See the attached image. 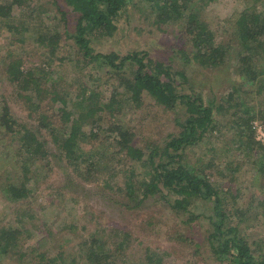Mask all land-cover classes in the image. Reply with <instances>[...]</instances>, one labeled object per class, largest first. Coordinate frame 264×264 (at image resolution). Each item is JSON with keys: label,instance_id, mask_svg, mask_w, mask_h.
<instances>
[{"label": "trees", "instance_id": "trees-1", "mask_svg": "<svg viewBox=\"0 0 264 264\" xmlns=\"http://www.w3.org/2000/svg\"><path fill=\"white\" fill-rule=\"evenodd\" d=\"M134 1L53 0L55 10L51 12V19L55 21L59 15L62 16L61 31L58 24L52 26L49 21L45 24L40 18L44 12L49 11L43 9V4L48 0H0V34L1 30L6 29L13 33L14 39L17 37L14 43H26L20 28L39 24L38 39L34 41L44 52L43 58L38 60L9 54L0 61L2 74L13 87V97L10 95L5 100L0 112V130L20 144L15 153L23 169V177L17 178L19 181L0 185V192L15 204H21L34 193V187L28 186V183L34 181L28 176L31 171L34 172L37 164H49L52 158L48 146L50 138L56 150H60L77 171H81V163L91 167V161L78 152L80 141L86 138L82 130L88 122L94 129L102 127L106 119H110L107 120L109 123L112 119L114 123L109 124L107 132L114 136L117 153L134 164L125 184L130 202L139 199V192L142 196L139 203L150 198L160 199L177 215L187 217L185 222L190 230L200 228L207 220L210 228L204 235V243L211 256L219 262L264 264V238L249 240L246 236L247 228L250 229L247 211L239 206L241 189L233 185L234 176L229 185H222L211 171L212 160L204 163L199 159V163H193L188 154L190 150L209 142L208 138L214 132L220 134L223 126L218 123V117L233 109L232 121L239 136L234 140L239 143L236 148L247 160L252 155L260 159L256 163L255 158L256 174L264 179V144L255 141L253 129V122L257 119L264 122V114L260 110L256 113L255 108L246 101L249 93L245 90L264 78V69L260 68L264 60V12L255 10L256 5L242 12L234 24V38L223 45L199 13L215 0H146L157 23L173 26L179 24L182 28V34L191 48L185 65L194 63L205 70L234 68L240 81L236 82L228 99H223L219 104L214 98L207 101L202 91L188 92L185 88L188 80L186 71L153 60L148 53L123 54L114 51L103 54L96 50L97 43L115 36L121 18L136 5ZM15 21L19 22V26L14 27ZM53 65L57 67L53 69ZM63 65H70L71 70L77 73L83 72V75H77L76 78L78 89L74 107L78 109L69 105L71 95L64 92V88L61 90V82L65 84V75H62V70L60 73L56 70ZM83 78L93 82L92 85L86 84ZM109 78L115 80L116 84L113 85L109 102L104 103L101 88L97 90L93 85L100 84L94 81L107 84ZM121 89L125 91L133 108L140 109L146 97H149L157 107L176 113L175 122L180 131L177 134L169 133L164 140L165 144L147 146V151L136 145L131 122L116 117L121 111L118 106L119 102L122 104L118 99L122 95ZM14 102L25 106L21 105L38 127L18 121L14 114ZM52 106L56 108L54 114L59 115L58 121L46 112ZM108 112L113 118L107 116ZM137 122H143V119ZM92 137L95 138L96 134L93 133ZM215 149L216 146L212 144L211 152ZM98 156L103 161V154ZM139 167L143 172L135 175ZM199 202L212 206L210 215L195 212ZM259 205L264 208V202ZM14 212L16 218L13 222L16 226H0L1 255H17L22 241L24 230L17 228V224L24 225L26 221L20 209ZM233 216L239 223L233 224ZM241 225H245V229ZM111 232L118 233L113 237L120 241L117 251L126 250L133 244L129 232L113 228ZM97 235L98 232H93L87 240L89 245L85 244L89 246L86 251L87 262L107 264L110 259L116 258L115 254L106 251V242L99 240ZM186 242L192 250L191 257L194 248V257L199 256L198 248L203 243L191 239ZM63 256L64 252H58L50 263L55 264ZM43 257L40 256L41 259ZM147 259L142 264H167L163 253H150Z\"/></svg>", "mask_w": 264, "mask_h": 264}, {"label": "rangeland", "instance_id": "rangeland-1", "mask_svg": "<svg viewBox=\"0 0 264 264\" xmlns=\"http://www.w3.org/2000/svg\"><path fill=\"white\" fill-rule=\"evenodd\" d=\"M52 2L53 0H48L46 4H43V9L46 8L49 11L44 12L40 18L45 24L48 21L52 26L58 24V29L63 31L61 15L55 21L51 19L53 16L51 12L55 10ZM134 3L136 5L130 8L118 23L119 30L115 36L97 43L96 50L103 54L114 51L123 54L148 53L153 60L165 62L173 65L177 70L186 71L188 80L185 88L188 92L202 91L207 101L214 98L219 104L223 99L227 100L236 82L240 81L234 68L205 70L194 63L185 65L191 48L179 24L177 26L159 24L155 21L154 14H151L150 5L146 0H135ZM252 6H255V10L259 13L264 12L262 11L264 0H215L199 13L208 23L217 40L224 45L234 38V24L239 15ZM18 23L15 21L14 27L19 26ZM20 32L23 33L26 43H14L17 37L14 39L12 32L6 29L1 30L0 61L9 54L35 60L43 58V49L34 41L38 39L39 24L38 26L28 25L24 29L21 27ZM170 59L172 61H169ZM260 66L264 69V60ZM52 67L55 69L57 66ZM61 70L62 75H65V84L61 82V90L64 88V92L71 95L69 105L74 107L78 89L76 78L77 75H83V72L72 71L70 65H63L56 72L60 73ZM83 81L89 86L93 83L85 78ZM94 83L101 84L99 81ZM100 84L93 86L97 90L101 88L103 102H109L116 81L109 78L107 84L103 83L101 87ZM245 90L249 93L246 101L250 102L256 113L260 110L264 114V78ZM120 92L122 95L118 99L122 104L118 101V106L121 107V111L116 117L124 118L128 123L131 122L130 128L135 133L134 142L139 147L147 151V146L149 148L156 144H165L164 140L169 133L177 134L180 131L175 122L176 113L157 107L149 97H146L140 109L133 108L125 91L121 89ZM10 95L12 98L13 87L6 81L2 74V65H0V112ZM13 104L14 114L20 123L26 122L35 128L38 127V124L28 117L22 103L14 102ZM74 108L71 110L73 111ZM46 112L54 116L57 121L59 120V115L54 114L55 107L52 106ZM233 115L234 110L231 109L219 116L218 123L223 126L221 133L214 132L210 135L211 138H208L209 142L190 150L188 154L193 163L199 159L204 163L212 160L211 171L222 185H229L230 179L234 176L233 185L241 189L242 199L239 206L247 211L246 218L250 229L247 228L246 236L249 240H255L264 238V208L259 205L260 202H264V179L256 174L255 164L260 159L252 155L251 159L247 160L246 156L236 148L239 143H235L234 140H237L239 136L232 121ZM107 116L113 118L110 112ZM130 116H133L132 121ZM181 117L182 115L179 118ZM140 119H143V122H137ZM107 120L110 119L102 122V127L94 129L88 122L82 130L86 138L85 141H80L78 152L82 153L83 158L91 161L93 164L91 167H87V163H81L82 172L77 171L62 152L56 150L50 138L48 146L52 158L49 164H37L34 172L31 171L28 176L34 181L28 183L29 188L34 187V193L24 199L25 201L21 204H15L0 192V226L5 224L16 226L13 222L16 218L14 211L18 209L26 221L24 225L17 224V228L24 230L17 255L15 253L0 254V264H51L50 260L56 258L60 251L64 252V256L56 260L55 264H88L86 251L89 246L85 244L89 245L87 240L95 231L98 232V239L106 242V251H112L115 254L116 258L110 259L107 264H142L148 261L147 256L150 253L155 252L163 253L167 264H227L215 260L205 244L204 235L210 228L207 220L200 228L190 230L185 222L187 217L177 215L160 199L150 198L139 203L142 199L139 192L137 201H129L125 184L133 171L134 164L117 153L114 136L111 132H107L109 124H113L114 121L111 119L109 123ZM253 129L255 141L264 144V122L257 119L253 122ZM93 133L96 134L95 138L92 137ZM0 141H2L0 143V185H3L22 178L23 169L15 153L20 144L1 130ZM212 144L217 148L214 152H211ZM102 154L103 161L98 156ZM142 172L143 169L139 167L134 173L137 175ZM34 183L37 184L34 185ZM195 209V212L208 216L211 214L212 206L199 202ZM232 218L233 224L239 223L235 216ZM245 227L241 225L242 229ZM111 228L129 232L133 244L126 250L117 251L116 247L120 241L113 237L118 233H112ZM197 232H199L198 235ZM189 239L196 243H203L202 247L198 248L199 256L194 257L196 250L194 248L193 258L191 257L192 250L186 242ZM20 254L24 256L21 257ZM41 255L44 256L42 259Z\"/></svg>", "mask_w": 264, "mask_h": 264}]
</instances>
